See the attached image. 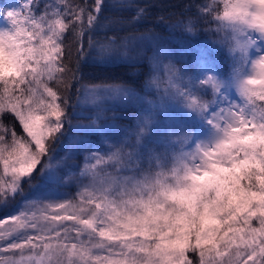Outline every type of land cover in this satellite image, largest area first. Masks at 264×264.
<instances>
[{
  "label": "snow or ice",
  "instance_id": "1",
  "mask_svg": "<svg viewBox=\"0 0 264 264\" xmlns=\"http://www.w3.org/2000/svg\"><path fill=\"white\" fill-rule=\"evenodd\" d=\"M9 209L0 264H264V0L0 3Z\"/></svg>",
  "mask_w": 264,
  "mask_h": 264
},
{
  "label": "trees",
  "instance_id": "2",
  "mask_svg": "<svg viewBox=\"0 0 264 264\" xmlns=\"http://www.w3.org/2000/svg\"><path fill=\"white\" fill-rule=\"evenodd\" d=\"M8 0H0V3H7ZM171 2L182 3L184 0H171ZM142 69L143 66H140ZM107 74L112 77L121 78L123 80L128 81L129 83L139 82L143 80V75L140 74L139 71L134 72L129 65H121L117 63L116 65L110 66L107 70ZM129 115L131 113H128ZM5 210H0V214H2Z\"/></svg>",
  "mask_w": 264,
  "mask_h": 264
},
{
  "label": "rangeland",
  "instance_id": "3",
  "mask_svg": "<svg viewBox=\"0 0 264 264\" xmlns=\"http://www.w3.org/2000/svg\"><path fill=\"white\" fill-rule=\"evenodd\" d=\"M14 2H16V0H8L7 1V3H14ZM10 212H11L10 209L9 210H5L2 214H0V217H3L5 215L9 214Z\"/></svg>",
  "mask_w": 264,
  "mask_h": 264
}]
</instances>
